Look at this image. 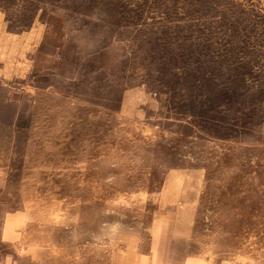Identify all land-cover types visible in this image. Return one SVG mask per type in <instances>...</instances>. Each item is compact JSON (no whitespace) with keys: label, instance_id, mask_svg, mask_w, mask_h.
<instances>
[{"label":"rangeland","instance_id":"obj_1","mask_svg":"<svg viewBox=\"0 0 264 264\" xmlns=\"http://www.w3.org/2000/svg\"><path fill=\"white\" fill-rule=\"evenodd\" d=\"M154 233L264 264V0H0V259Z\"/></svg>","mask_w":264,"mask_h":264},{"label":"crops","instance_id":"obj_2","mask_svg":"<svg viewBox=\"0 0 264 264\" xmlns=\"http://www.w3.org/2000/svg\"><path fill=\"white\" fill-rule=\"evenodd\" d=\"M171 247L169 244L167 245L163 236L154 233L153 237L145 238L139 248L137 264H217L214 261L210 262L205 259L180 257ZM0 264L13 263H5L4 260L0 259Z\"/></svg>","mask_w":264,"mask_h":264}]
</instances>
